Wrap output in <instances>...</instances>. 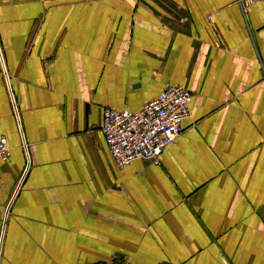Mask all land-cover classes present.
<instances>
[{"label": "crops", "instance_id": "obj_1", "mask_svg": "<svg viewBox=\"0 0 264 264\" xmlns=\"http://www.w3.org/2000/svg\"><path fill=\"white\" fill-rule=\"evenodd\" d=\"M0 52V264H264V1L0 0ZM170 85L182 133L118 170L103 110Z\"/></svg>", "mask_w": 264, "mask_h": 264}, {"label": "built area", "instance_id": "obj_2", "mask_svg": "<svg viewBox=\"0 0 264 264\" xmlns=\"http://www.w3.org/2000/svg\"><path fill=\"white\" fill-rule=\"evenodd\" d=\"M264 0H237L239 4H250ZM2 76L15 117L18 134L24 142L21 116L16 97L8 86L9 74L3 63ZM191 93L181 86H167L154 99L145 103L137 112L127 110H103L102 133L108 152L118 170H123L134 161L142 160L157 164L163 150L173 144L183 131V122L190 115ZM25 149V156L28 152ZM10 156L7 140L0 133V161L6 162ZM24 177V175H23ZM23 177L21 181L23 180ZM18 189L14 192L15 196ZM8 207L6 215L8 214Z\"/></svg>", "mask_w": 264, "mask_h": 264}]
</instances>
